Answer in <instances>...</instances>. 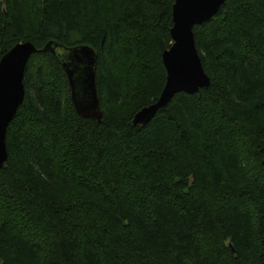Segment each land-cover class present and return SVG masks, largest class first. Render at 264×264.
Masks as SVG:
<instances>
[{
    "label": "trees",
    "instance_id": "trees-1",
    "mask_svg": "<svg viewBox=\"0 0 264 264\" xmlns=\"http://www.w3.org/2000/svg\"><path fill=\"white\" fill-rule=\"evenodd\" d=\"M174 0H0L18 42L86 44L102 118L77 113L64 68L33 53L0 169V264H264V0L193 27L207 88L161 93Z\"/></svg>",
    "mask_w": 264,
    "mask_h": 264
},
{
    "label": "water",
    "instance_id": "water-1",
    "mask_svg": "<svg viewBox=\"0 0 264 264\" xmlns=\"http://www.w3.org/2000/svg\"><path fill=\"white\" fill-rule=\"evenodd\" d=\"M225 0H174L172 5V43L162 52L166 81L159 96L139 109L132 125H146L157 111L179 92L193 94L207 88L210 78L205 72L197 49L193 27L209 20ZM37 51H50L64 68L73 105L77 113L100 121L102 111L95 84L96 52L86 44L66 46L50 40L41 49L31 41L18 42L0 57V169L8 158L6 131L22 104L24 73L30 56ZM264 149V148H263ZM264 167V160L262 161Z\"/></svg>",
    "mask_w": 264,
    "mask_h": 264
}]
</instances>
